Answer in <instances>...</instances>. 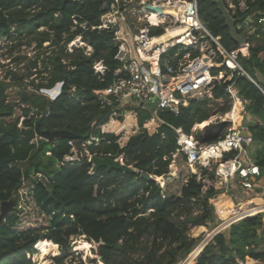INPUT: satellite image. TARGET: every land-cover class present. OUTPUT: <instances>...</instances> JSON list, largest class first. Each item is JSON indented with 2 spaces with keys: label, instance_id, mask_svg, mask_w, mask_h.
<instances>
[{
  "label": "trees",
  "instance_id": "trees-1",
  "mask_svg": "<svg viewBox=\"0 0 264 264\" xmlns=\"http://www.w3.org/2000/svg\"><path fill=\"white\" fill-rule=\"evenodd\" d=\"M223 1L237 20L239 33L243 31L238 25L253 14L256 32L248 35L250 54L241 57V62L257 79L256 72L264 74V22H258L264 18V0H233L235 11L227 0ZM114 4L115 0H0V41L7 39L5 45L0 43V55H5L4 48L12 51L15 41L21 45L29 36L28 43L40 50L37 60L31 61L27 73L21 75L8 70L2 77L0 61V207L2 201L13 197L21 205L0 224V264H35L32 256L38 252L40 241L58 244L61 253L53 260L64 264L71 254L70 238L74 236H86L97 243V254L104 264H178L203 238V234L191 236L192 228L213 229L220 224L212 199L218 196L214 201L221 217L223 206L233 203L228 195H218L221 190L214 185L216 173L206 168L202 176H189L176 193L163 189L156 179L143 176L146 173L161 181L166 175L165 183H170V165L179 149L176 129L192 134L196 124L230 111L232 98L227 84L216 86L215 100L193 99L177 114L169 109L158 111L155 118L160 125L154 133L144 127L154 117L153 111L138 109L139 131L125 146L119 144L114 133L101 131L100 126L109 121L112 111L101 105L95 91L112 84L121 65L116 59L115 32L103 26L104 15ZM197 4L209 31L221 37L226 48L238 47L218 0H197ZM120 24V32H126V25L122 21ZM163 31L157 28L156 34ZM79 36L87 46L69 50L68 45ZM46 42L49 44L44 46ZM39 60L43 77L37 83L36 79L25 83L37 74L32 68L38 67ZM98 62L105 67L104 73L96 71ZM234 78L246 100L245 114L263 115L264 94L247 76ZM58 83L62 85L56 97L44 94ZM13 87L19 101L10 103L8 90ZM18 103L28 106L23 107L27 129L19 127L18 120H6L14 113L12 104ZM119 119L123 121L124 116ZM128 120L125 128L130 127ZM37 125L41 130L72 132L94 156L115 159L123 155L125 164L133 170L100 165L94 172L95 163L85 157L59 166L58 162L71 151L69 141L76 139L34 142ZM228 125L198 137L211 143L227 133ZM113 126H118L116 121L108 127ZM248 129L257 148L256 163L264 168V123L249 121ZM93 138L99 143L88 144ZM179 156L186 160L185 155ZM37 174L41 179L35 177ZM246 256L264 261L262 213L247 215L216 233L195 264H235L237 258Z\"/></svg>",
  "mask_w": 264,
  "mask_h": 264
},
{
  "label": "built area",
  "instance_id": "built-area-1",
  "mask_svg": "<svg viewBox=\"0 0 264 264\" xmlns=\"http://www.w3.org/2000/svg\"><path fill=\"white\" fill-rule=\"evenodd\" d=\"M139 1L140 7L130 9L128 7L133 0H115L113 9L118 10L120 5L124 7L122 18L120 20L112 15L103 24L104 27H112L108 25L109 21L118 24L114 32L115 40L118 42L116 59L121 65L116 70L114 82L106 88L95 91L97 99L103 107L111 108L112 117L122 115L125 110L147 109L156 102L152 110L154 117L151 118L155 120L160 110L169 109L177 114L182 106H188L193 99L215 100L216 86L221 83L227 84V91L232 98V108L224 116L217 113L209 120L215 119L212 123L228 120L232 126L224 136L211 143L200 141L195 135L186 133L182 128L176 129L179 149L172 163L176 162L180 154L186 156L184 165L188 175L184 182L192 174L202 176L203 168L215 171L217 179L214 185L221 190L220 193H229L228 184L232 182H237L247 189L254 188V177L261 174V168L250 155L249 146L253 144V136L245 132L240 123L237 124L238 120L230 115L236 102L240 101L241 116L246 103L234 81L235 75L247 76L264 94V85L255 79L241 62V57H248L250 54L251 43L247 37L256 32L253 14L248 15L238 25L243 31L241 34L246 39L245 43L236 48H226L221 42V37L213 35L204 24L199 14L197 0ZM227 1L235 11L234 1ZM149 4L166 7V11L164 13L151 11L147 8ZM240 8L246 9L244 1H241ZM128 10L132 19L134 17L132 24L127 23ZM153 15L157 18L153 19ZM120 21L126 25L127 30L124 33L120 32ZM258 22L263 23L264 18H259ZM157 28H162L163 33L156 34ZM170 31L175 32L161 39ZM95 69L101 73L105 71L101 62L96 63ZM199 125L200 123L196 124L201 128L202 126ZM93 139L98 140L99 143L98 138ZM92 143V140L88 141V144ZM69 145L71 151L58 162L59 166L69 162H80L83 157L92 161L94 155L88 148H83V151L78 149L74 140H70ZM232 152L234 155L227 157V154ZM115 159L125 164L123 155ZM39 176L41 177V174ZM206 182L212 183L209 179H206ZM224 186L227 187L222 189ZM237 204L241 205L242 202ZM17 206L21 207L20 202ZM224 221L222 219L220 224L211 230V236L201 246H196L189 256L178 264H189L190 259L196 261L213 236L232 224L221 226ZM235 264L264 263L246 256L245 259L237 258Z\"/></svg>",
  "mask_w": 264,
  "mask_h": 264
},
{
  "label": "rangeland",
  "instance_id": "rangeland-1",
  "mask_svg": "<svg viewBox=\"0 0 264 264\" xmlns=\"http://www.w3.org/2000/svg\"><path fill=\"white\" fill-rule=\"evenodd\" d=\"M231 1L232 0H230V2ZM138 7H140V1L139 0H133V2L130 4V6L128 8L133 9V8H138ZM129 11L130 10H128V12L126 14L127 23L132 24L134 22L133 21L134 17L132 19V15H131V13H129ZM122 13H124L123 5H120L118 7V10L111 9V11H109L108 13H106L104 15V22L107 20V18L109 16H112V15H114L115 17H117L121 20ZM30 38H31V36L22 40L23 44H21V45L18 44L20 41H15L14 44L16 46H14L12 48V51H11V49L7 50V48H4L3 51H5V55H3V56L0 55V61L3 64V67H1V76L2 77L5 76L6 71H8V70H12L15 73H18L20 75L23 73H27L28 70L26 69V66L30 65L31 61L37 60V55L40 52V50L37 49V47L35 46L34 43H31V44L28 43ZM0 43H1V45H5L7 43V39L1 38ZM48 44L49 43L46 42V43H44V46H46ZM74 46H87V44L83 41L82 37L79 36L73 42H71L68 45L69 50H72V48ZM37 63H38V67L32 68V71H34V73H37V74H33L31 77H29L28 80H25V83L26 82L29 83L30 81H32V79H36V83H37L38 81H40L39 79L41 77H43V76H41L42 74L39 72V71L44 69L43 65L41 64L42 60H39ZM37 70H38V72H37ZM256 78L258 79V81L262 85H264V76L262 74H259L256 72ZM11 89L8 90L9 102L13 103L14 101H19V96L14 90L15 88L13 87ZM43 92H45L44 94H48L46 91H43ZM48 95H50V94H48ZM220 103H222V102H220ZM155 105H156V102H154L151 105V107H148V108L151 110H154ZM12 107H13L14 113L10 117H8L6 120L7 121L18 120L19 121L18 126L23 128V129H27V127L24 126V120L26 119V117H25V114L23 111V107H28V106L24 103H18V104H12ZM220 115L224 116V114H220ZM120 116H124L123 121H121L119 119ZM135 116H137L136 111H130V110L126 111L125 110L122 112V115L111 117L109 119V121L105 123L106 125L105 124L101 125L100 126L101 131L103 133L104 132L105 133H114L118 137L119 144L121 146H125L128 143V141L130 140V138L138 133L139 128H140L138 125V122H137V125L135 127H133L132 123L130 124L129 128L124 127V123L126 121H129L128 119H131ZM246 116H247V114H245V112H244L243 113V124L244 125H247ZM112 121H116L118 126H113L111 128L108 127ZM231 126H232L231 124L228 125L227 131ZM144 127H146L149 132L154 133L155 131L158 130L159 126L152 119H150L144 124ZM204 132H205V128L202 130L200 127H197L195 125L193 128L192 134L195 135L197 138H199L198 136L201 135V133L204 134ZM206 132H205V134H206ZM39 139H44V138H42L41 136L36 134V137L34 138V142H37ZM93 141H95V140L92 139V142ZM97 141H95V143H98ZM170 169L172 171L171 174H172L173 178L168 180L170 182L168 185L165 183V179L161 180V181H159V180H156V181L158 183H160L161 187H163L164 189H168V190L176 193V192L180 191V188H181L182 184L184 183L186 176L188 175V170L185 167L184 161L180 156H178L176 158L175 163H172L170 165ZM35 177L38 178L40 176H38V174H37V175H35ZM21 191H24V190L22 189ZM17 204H18V202H17ZM17 204H16V207H17ZM245 205H247L248 207L252 206V205L250 206L249 203H246ZM201 227L202 226H196V227L192 228V230L190 231V235L195 237V238L199 237L203 234V238L197 244V247H198V245L201 246L203 241H205L207 238H209L211 236V233H212V231H211L212 229H208L206 227H202V229H201ZM70 240H71V243H70V247H71L70 253L71 254H70V256H68L66 258L64 264H104L102 259L100 258V256L97 254V250H98V244L97 243L87 239L86 236H74V237H71ZM40 243H41V241L36 245L38 252L32 256L34 263L35 264H56L53 259L55 256H57L61 253V248L59 247V245L53 242L54 245H53L51 251L49 253H47L45 258H44L42 256L43 255V251H42L43 247L41 245H42V243L44 245H46V241H43L41 244ZM45 247L48 250L50 249V245H46ZM42 258H44V259H42Z\"/></svg>",
  "mask_w": 264,
  "mask_h": 264
},
{
  "label": "water",
  "instance_id": "water-1",
  "mask_svg": "<svg viewBox=\"0 0 264 264\" xmlns=\"http://www.w3.org/2000/svg\"><path fill=\"white\" fill-rule=\"evenodd\" d=\"M220 8L223 10L225 18H226V25L230 28V33L232 37L239 42V44L245 43L246 39L245 37L238 32L237 29V20L231 15L230 10L227 8L226 4L223 0H218ZM147 8L151 11H159L161 13H164L166 11V7L162 6H153V5H147ZM108 25L112 26L113 31H115L118 28V24H114L112 22H108ZM61 85L62 83L56 88H52L49 90H45L48 94H50L53 98L56 97L59 92L61 91ZM228 120L221 121L219 123H211L207 126H205V132L211 129L220 128L228 125ZM203 128V129H204ZM247 132V131H245ZM37 134L44 138L45 140H54L62 137H70L76 139V147L83 151V147L81 146V140L78 139V137L73 134L70 131L67 130H41L39 128V125H37ZM92 161L95 163V167L93 168V171L95 172L98 170L100 165H106L110 168H116L121 169L124 171H131L133 168L131 166H128L126 164H122L120 161L113 159L111 157H98L93 156ZM143 176L149 177L151 179H156L155 177L148 175L146 173H143ZM163 179L166 178V175L162 176ZM17 204V199L13 197L10 200H5L1 202L0 207V224L4 221L5 217L12 211L15 210Z\"/></svg>",
  "mask_w": 264,
  "mask_h": 264
},
{
  "label": "crops",
  "instance_id": "crops-1",
  "mask_svg": "<svg viewBox=\"0 0 264 264\" xmlns=\"http://www.w3.org/2000/svg\"><path fill=\"white\" fill-rule=\"evenodd\" d=\"M245 112V111H244ZM243 112V113H244ZM243 113L242 115L240 116L239 120H238V123L239 125L242 126L243 129H245L247 132H249L251 134V132L249 131L248 129V125H249V121H253L255 123H264V113L263 115H252V114H248L246 116V123L247 125H244L243 124ZM127 119V118H126ZM158 126L160 125L157 120H153ZM135 122V123H134ZM137 122H138V119H137V116L133 117L130 119V122L129 124H133V127H135L137 125ZM150 123V122H149ZM106 125V124H105ZM201 126V125H199ZM202 130L204 127H201ZM156 132V131H155ZM151 133V132H150ZM256 146H254L253 144L249 146V151H250V155L252 156L253 160L256 162ZM261 168V167H260ZM255 187L252 188V189H247V188H244L241 184H238L237 182H232V183H229L228 184V187L230 188V192H224V193H219L218 195H228L229 197L232 198V200L237 204L238 202H242L244 204L246 203H249V205L253 206V203H261V204H264V168H261V174L260 175H256L255 177ZM227 186H224L222 187L225 188ZM218 197V196H217ZM217 197L213 198L212 199V202L214 203L215 205V208H216V213L217 215L219 216V218L221 219H224V217H221L219 214H218V209H217V206L215 204V201L214 199H216ZM223 212H224V206H223ZM258 213H262L263 214V217H264V212H257V213H250L249 215H256ZM228 224V223H227ZM230 226V225H229ZM227 226V227H229ZM226 227V228H227ZM225 229V228H224ZM208 231V230H207ZM203 244V243H202ZM201 244V245H202ZM262 261V260H261ZM193 262L191 259L189 260V263ZM264 263V261H263ZM193 264H195V261L193 262Z\"/></svg>",
  "mask_w": 264,
  "mask_h": 264
},
{
  "label": "bare ground",
  "instance_id": "bare-ground-1",
  "mask_svg": "<svg viewBox=\"0 0 264 264\" xmlns=\"http://www.w3.org/2000/svg\"><path fill=\"white\" fill-rule=\"evenodd\" d=\"M174 9H172L173 11ZM153 19H156V15H153L152 17ZM121 31V29H120ZM175 31H170L167 34H165L163 37H161V39H165L167 37H169L171 34H173ZM242 109V104L240 101H237L236 104L234 105L233 110L230 112L231 117H233L235 120H239L240 118V111ZM212 122H214V119L205 121L203 123H200V125L202 127H205L209 124H211ZM156 180H159L156 178ZM257 212H264V204L261 203H253V206L248 207L247 205H245L244 203H242L241 205L236 204L234 201L231 204H226L224 206V223L221 226H225L227 225V223H232V222H236L238 220H241L243 218H245L247 215H249L250 213H257ZM46 245H50V249L48 250L45 246ZM46 245H44L42 243V251H43V257L45 258L46 254L49 253L54 245V243L52 241H46ZM49 248V247H48ZM48 257V256H47ZM42 258V259H44Z\"/></svg>",
  "mask_w": 264,
  "mask_h": 264
}]
</instances>
